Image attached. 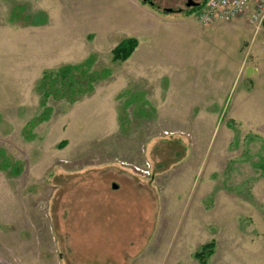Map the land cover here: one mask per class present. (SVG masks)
Listing matches in <instances>:
<instances>
[{
  "label": "rangeland",
  "instance_id": "374dc122",
  "mask_svg": "<svg viewBox=\"0 0 264 264\" xmlns=\"http://www.w3.org/2000/svg\"><path fill=\"white\" fill-rule=\"evenodd\" d=\"M185 1L0 0V264H264V28Z\"/></svg>",
  "mask_w": 264,
  "mask_h": 264
},
{
  "label": "trees",
  "instance_id": "16d2710c",
  "mask_svg": "<svg viewBox=\"0 0 264 264\" xmlns=\"http://www.w3.org/2000/svg\"><path fill=\"white\" fill-rule=\"evenodd\" d=\"M206 0H202L197 11ZM264 28V21L262 24ZM137 46L134 39H128L122 42L114 50L115 57L127 59L132 51ZM100 75L90 72V60L78 66H64L55 74H48L44 77L40 90L43 92V99L47 97L67 98L69 101H74V97L81 93H86L92 90V83L99 78ZM211 246L203 247L202 252L207 251V255L211 254Z\"/></svg>",
  "mask_w": 264,
  "mask_h": 264
},
{
  "label": "built area",
  "instance_id": "2783aa9c",
  "mask_svg": "<svg viewBox=\"0 0 264 264\" xmlns=\"http://www.w3.org/2000/svg\"><path fill=\"white\" fill-rule=\"evenodd\" d=\"M249 14V24L261 26L264 21V0H206L196 11V21L202 25L231 22Z\"/></svg>",
  "mask_w": 264,
  "mask_h": 264
},
{
  "label": "water",
  "instance_id": "95a60500",
  "mask_svg": "<svg viewBox=\"0 0 264 264\" xmlns=\"http://www.w3.org/2000/svg\"><path fill=\"white\" fill-rule=\"evenodd\" d=\"M142 1H143V3H146V2H150L151 0H142ZM191 6L197 7L198 4L192 2V0H188L187 7H191ZM168 12H170V11L168 10ZM112 187H113V189H117V186L116 185H113Z\"/></svg>",
  "mask_w": 264,
  "mask_h": 264
},
{
  "label": "flooded vegetation",
  "instance_id": "af4514ba",
  "mask_svg": "<svg viewBox=\"0 0 264 264\" xmlns=\"http://www.w3.org/2000/svg\"><path fill=\"white\" fill-rule=\"evenodd\" d=\"M192 2L198 4V6L200 5V2H197V1H195V0H192ZM146 3H147L148 5H150V6L153 5L152 0H151L150 2H146ZM187 3H188V0L185 1L184 5H185V7L188 8V9H191V8H197V7H198V6H197V7H193V6H191V7H187Z\"/></svg>",
  "mask_w": 264,
  "mask_h": 264
},
{
  "label": "crops",
  "instance_id": "0c3cea01",
  "mask_svg": "<svg viewBox=\"0 0 264 264\" xmlns=\"http://www.w3.org/2000/svg\"><path fill=\"white\" fill-rule=\"evenodd\" d=\"M249 14H247L246 16H248ZM239 20V18L238 19H236V21H238ZM239 22V21H238ZM249 24V23H248ZM252 32V31H251Z\"/></svg>",
  "mask_w": 264,
  "mask_h": 264
}]
</instances>
